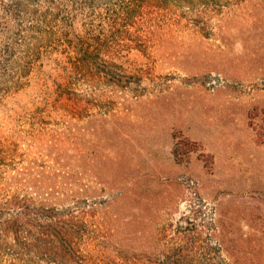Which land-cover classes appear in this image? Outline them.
<instances>
[{"label":"rangeland","instance_id":"obj_1","mask_svg":"<svg viewBox=\"0 0 264 264\" xmlns=\"http://www.w3.org/2000/svg\"><path fill=\"white\" fill-rule=\"evenodd\" d=\"M217 4L0 0L1 220L54 209L63 264H264V4Z\"/></svg>","mask_w":264,"mask_h":264},{"label":"trees","instance_id":"obj_2","mask_svg":"<svg viewBox=\"0 0 264 264\" xmlns=\"http://www.w3.org/2000/svg\"><path fill=\"white\" fill-rule=\"evenodd\" d=\"M219 0H200V5L203 7H210L218 5ZM232 2V0H227ZM264 4V0H258ZM191 4L190 2H187ZM195 5V4H194ZM194 5L188 6V9H192ZM206 12L207 10H200ZM31 31V28H28ZM21 41V40H20ZM13 43V42H12ZM9 45L7 48L8 53L14 51V46ZM110 79L117 84H126L129 82L130 77L126 75L110 74L111 72H104ZM16 201H19L15 199ZM8 204V203H7ZM11 204V203H9ZM20 208V212L17 214H9V217L5 220H1L0 217V234L11 233L16 242L17 250L13 254V259L3 260L0 258V264H34V259H40L42 257H51L56 255L61 260L59 264L64 263L66 257L76 256V252L71 247V234L67 229L69 222L59 220L56 222L47 223L39 215L40 212L46 214V218L51 217L54 209L44 208H29L24 203H14ZM23 205V206H21ZM6 206H2L1 210ZM2 252L0 251V255ZM43 259V258H42Z\"/></svg>","mask_w":264,"mask_h":264}]
</instances>
